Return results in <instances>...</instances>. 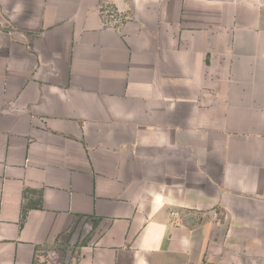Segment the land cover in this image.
<instances>
[{"label": "crops", "instance_id": "crops-1", "mask_svg": "<svg viewBox=\"0 0 264 264\" xmlns=\"http://www.w3.org/2000/svg\"><path fill=\"white\" fill-rule=\"evenodd\" d=\"M44 260L264 264V0H0V264Z\"/></svg>", "mask_w": 264, "mask_h": 264}, {"label": "built area", "instance_id": "built-area-1", "mask_svg": "<svg viewBox=\"0 0 264 264\" xmlns=\"http://www.w3.org/2000/svg\"><path fill=\"white\" fill-rule=\"evenodd\" d=\"M102 14H103L104 18L107 19L108 24L112 23L113 21L115 22V16L116 15L114 14L113 10L108 9V8L104 9ZM207 264H218V263H207Z\"/></svg>", "mask_w": 264, "mask_h": 264}, {"label": "rangeland", "instance_id": "rangeland-1", "mask_svg": "<svg viewBox=\"0 0 264 264\" xmlns=\"http://www.w3.org/2000/svg\"><path fill=\"white\" fill-rule=\"evenodd\" d=\"M41 264H47V261H46V260H44V262H42Z\"/></svg>", "mask_w": 264, "mask_h": 264}]
</instances>
